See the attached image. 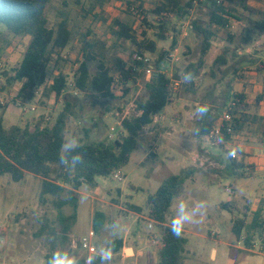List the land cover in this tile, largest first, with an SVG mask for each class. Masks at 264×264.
<instances>
[{
    "label": "rangeland",
    "instance_id": "374dc122",
    "mask_svg": "<svg viewBox=\"0 0 264 264\" xmlns=\"http://www.w3.org/2000/svg\"><path fill=\"white\" fill-rule=\"evenodd\" d=\"M155 3L156 0L50 1L46 10L49 26L57 27L66 20L72 32V40L64 52L70 63H61L62 71L72 76L73 61L84 39L92 42L98 60L108 66L117 68V60L126 62L137 47L118 38L119 28L115 21L120 20L136 30L139 38L141 32H146L148 38L157 43V54H147L153 65L160 51L169 53L162 71L172 79V103L155 119L157 123L141 134L137 149L120 171V179L98 177L95 187L80 189L83 195L77 209L78 219L67 244L59 241V220L61 216L73 213L72 206L57 209L55 202L58 198L51 195L41 201V180L32 174L28 173L19 183L11 181L8 176H0V264H47L48 258L60 249L75 256L79 264H86L90 255L73 248L72 240L89 234L93 228V212L96 211L106 217L98 242L96 236L93 240L97 248L108 237V226L114 223L118 233L114 239L128 233L130 239L139 242L143 249L141 258L123 264H156L161 247L159 227L149 220L146 212L131 211L130 205L143 207L164 179L170 175L185 176L189 170L193 172L185 180L184 191L174 199L166 216L171 225L179 201H184L190 208L198 201L206 202V211L197 213L193 222L184 225L182 233L188 239L184 264H264V258L259 256L264 254L259 235L255 236V247L248 250L232 233L237 217L248 214L250 219L257 209L264 210V146L250 133L238 135L222 149L219 145L223 142L213 146L207 137L204 139L200 135L204 116L197 111L207 105L208 115L220 120L227 110L224 104L228 95L244 92L254 102L261 93V77L255 70L264 61V36L250 44H241V41L257 21L264 19V0H235L232 6L242 21H231L225 31L214 29L217 37L213 39L205 64L193 84L185 82L184 71L189 64L199 61L202 39L195 31L186 28V24L198 22L206 25L211 4L207 0H198L190 16L178 22L180 35L173 49L172 38L161 41L156 37L158 29L151 14ZM128 4L131 5L130 11ZM141 9L146 12L147 23L141 20ZM170 35L174 36V33ZM28 43L29 38L15 37L0 25V97L4 102L0 106V118L5 129L34 125L42 116L53 124L65 106V96L71 94L75 116L68 125L67 142L73 138L78 141L85 138L86 132L89 144L114 141L122 132L119 119L135 113V100L147 98L144 85L152 74L144 70L137 84H123L117 77L112 85L115 99L67 90L58 101L54 96L44 99L40 93L32 102L19 101L16 97L19 86H6L2 74L19 65ZM219 58L222 63L216 64ZM48 72L51 83L58 71L50 68ZM5 105L9 107L6 109ZM262 107L264 112V103ZM233 155L237 162L244 161L246 172L243 179L230 175L228 166ZM68 197L64 193L61 198ZM226 204H230L228 208L223 207ZM149 223L153 224L152 229H149ZM154 236L158 237L157 245L150 241ZM213 247L218 249L217 260H214L215 252L211 256ZM111 264L121 263L115 259Z\"/></svg>",
    "mask_w": 264,
    "mask_h": 264
},
{
    "label": "trees",
    "instance_id": "16d2710c",
    "mask_svg": "<svg viewBox=\"0 0 264 264\" xmlns=\"http://www.w3.org/2000/svg\"><path fill=\"white\" fill-rule=\"evenodd\" d=\"M50 1L0 0V25L15 37L29 38L19 65L2 74L6 80V86H19L16 95L19 101L32 102L39 93L44 99H51L54 96L58 101L67 90H74L87 96L91 93L93 97L115 99L112 85L117 77L119 82L126 85L138 83L145 69L137 57H144L147 54L156 55L158 45L148 38L146 32H141L139 38L136 30L120 20L115 21L119 28L118 38L126 39L137 47L136 52L126 62L117 60L115 66L117 68L108 66L105 62L98 60V54L94 51L92 42L84 39L80 42L82 46L76 60L73 61L75 68L72 76L62 71L61 63H70L68 58L64 57V52L72 40V32L66 20L60 22L57 27L49 26L46 10ZM196 1L198 0L186 2L156 0L151 11L156 21L155 27L158 29L156 37L161 41L172 38L174 49L180 35L177 24L190 16L196 7ZM207 1L211 4L207 24L203 26L193 22L192 28L202 39L201 57L196 64H189L184 71V75L192 74L190 80L192 84L205 64L204 59L211 50L213 39L217 37L216 31L227 30L231 21L238 23L242 21L237 15L236 8L232 6L235 0ZM130 6L128 4L130 8L128 11L131 10ZM141 20L147 23L146 12L142 9ZM170 33H174V36ZM262 36H264V19L254 24L253 29L242 39L241 44H250ZM168 58V52L158 53L153 65L154 73L144 85L147 98L135 100V113L119 119L122 133L116 140L89 144L86 142L87 132L85 138L79 140L75 152L81 154L83 160L75 167L60 163L61 158L66 154L64 145L67 143L68 125L71 118L75 116V104L71 101L73 97L71 94L65 96V106L53 124L47 122L42 116L34 125L13 126L5 129L3 119L0 118V176H8L11 181L19 183L28 173L32 174L41 180V201H45L46 196L51 195L58 198L55 202L57 209H63L67 205L72 206L73 213L69 216H61L59 220L61 225L59 241L63 244L69 242L68 236L78 219L77 209L81 198L79 190L83 186L95 187L98 177L108 178L121 171L137 149L138 139L144 129L154 124L155 117L172 103V79L162 71V66L167 63ZM220 62L222 63V58H219L216 64ZM50 68H56L58 71L51 83L48 72ZM255 73L261 77L262 91L256 96L254 102H251L244 92L233 96L228 95L224 106L232 116L230 121L222 120V118L214 120L208 113L203 117L200 135L209 138L213 130L220 128V135L217 137L219 144L223 142L219 145L221 149L235 137L245 133L253 134L264 146V112L261 111L264 103V61L256 67ZM8 107L9 105L4 106L6 109ZM228 169L231 176L245 178L246 166L243 160L237 162L236 157H230ZM191 172L193 171H187L185 176H168L157 192L147 198L143 207L130 205V209L139 214L147 211L149 220L154 221L159 227L161 247L158 251L157 264H184L188 239L183 233L179 237L172 234L170 226L167 225L166 216L174 199L182 195L185 180L190 177ZM64 193H67L69 197L62 199ZM228 205L230 204L223 207L228 208ZM263 211L259 208L252 213L250 219L248 214H244L233 222V235L237 242L244 243L248 250L255 247L256 235L261 238L264 248ZM105 221L106 217L103 213H95L93 221L95 233L101 231ZM55 235L57 237V234ZM121 249L122 241L115 240L113 252L118 253ZM99 263L97 259L96 264Z\"/></svg>",
    "mask_w": 264,
    "mask_h": 264
},
{
    "label": "clouds",
    "instance_id": "9594fccd",
    "mask_svg": "<svg viewBox=\"0 0 264 264\" xmlns=\"http://www.w3.org/2000/svg\"><path fill=\"white\" fill-rule=\"evenodd\" d=\"M192 79L191 73L184 75L185 82ZM198 114L204 116L208 113L209 108L207 105L198 108ZM79 141L75 138L71 139L64 145L65 156L61 158L60 163L68 167H75L77 164L82 163L83 157L81 154L76 153L75 149L78 147ZM75 153V154H73ZM70 156V159H69ZM207 205L204 201H198L194 206H190L184 201H179L176 206L175 214L171 220L170 230L172 234L179 237L183 231L184 225L194 221L197 213L206 211ZM108 237L101 242L96 254L87 258L86 264H96L99 259L100 264H111L113 248V239L116 237L117 226L113 223L107 228ZM47 264H79L78 259L71 255L68 251L60 249L55 251L47 260Z\"/></svg>",
    "mask_w": 264,
    "mask_h": 264
},
{
    "label": "built area",
    "instance_id": "2783aa9c",
    "mask_svg": "<svg viewBox=\"0 0 264 264\" xmlns=\"http://www.w3.org/2000/svg\"><path fill=\"white\" fill-rule=\"evenodd\" d=\"M195 3L197 4L198 1H196ZM186 28L192 29L193 24L189 22L188 24H186ZM184 35H186V32H184ZM137 59L142 62V65L144 66V69L148 74L154 73L153 64L151 62V59L147 55H144V57L139 56V57H137ZM177 85H179V84L176 83V86ZM3 103L4 102H3L2 98L0 97V106L3 105ZM231 119H232V116H231L230 112L228 110L225 111L224 114L222 115V120L230 121ZM218 135H220V128H216L215 130H213L212 136L208 138L213 146L217 145L219 143V138L217 137ZM235 157L236 156L233 155V158H235ZM114 177L116 179H120L121 178L120 172H117L114 175ZM152 228H153V224L149 223V229H152ZM95 236H96V234H95L94 230H91L87 236L81 237L77 240H75V239L72 240V247L76 248V249H80L82 251H85V252H87L88 255L92 256V255L96 254V252L98 250L97 246L93 242ZM150 241L154 245H157L159 243L158 237H156V236H154Z\"/></svg>",
    "mask_w": 264,
    "mask_h": 264
},
{
    "label": "crops",
    "instance_id": "0c3cea01",
    "mask_svg": "<svg viewBox=\"0 0 264 264\" xmlns=\"http://www.w3.org/2000/svg\"><path fill=\"white\" fill-rule=\"evenodd\" d=\"M159 116V115H158ZM156 116L155 119L158 117ZM154 119V123H157V121ZM118 124L120 125V123L118 122ZM153 125V124H152ZM152 125L146 127L144 129L143 132H147V130L149 129V127H151ZM122 133V132H121ZM202 138L205 139L204 136H202ZM252 163H256L255 161H252ZM255 165H261L259 162L256 163ZM264 167V166H262ZM120 172V171H119ZM121 174V173H120ZM79 194L82 196V192L81 190H79ZM81 199V198H80ZM131 210V209H130ZM132 211V210H131ZM97 212V211H96ZM95 212V213H96ZM134 212V211H133ZM146 212L145 214H147V211H144ZM143 212V213H144ZM95 213L93 212V221H94V215ZM137 213V212H136ZM143 213H140V214H143ZM139 214V213H138ZM168 226H170L168 223H167ZM93 230V228H92ZM96 234V240L98 242V239L100 238V234H101V231L99 233H95ZM115 240H121L122 241V249L118 252V253H114L113 252V255H112V260L114 261L115 259L116 260H119L121 264H123L125 261L127 260H130V259H139L141 258V255L143 254V249L141 248L140 246V243L137 242V241H133L130 239L129 237V234L126 233L124 237L122 238H117V239H113V243H112V248H113V245H114V242ZM96 242V243H97ZM130 251V252H129ZM215 252L216 253V257L214 260H217L218 258V249L216 247H213L212 248V251H211V256H212V253ZM258 255V254H257ZM261 257L264 258V254L263 255H259ZM152 259H153V255H152ZM111 260V261H112ZM157 264V263H156Z\"/></svg>",
    "mask_w": 264,
    "mask_h": 264
},
{
    "label": "water",
    "instance_id": "95a60500",
    "mask_svg": "<svg viewBox=\"0 0 264 264\" xmlns=\"http://www.w3.org/2000/svg\"><path fill=\"white\" fill-rule=\"evenodd\" d=\"M130 252V251H129Z\"/></svg>",
    "mask_w": 264,
    "mask_h": 264
}]
</instances>
